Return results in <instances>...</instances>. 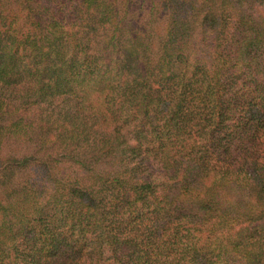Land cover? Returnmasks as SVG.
Instances as JSON below:
<instances>
[{"label":"trees","instance_id":"1","mask_svg":"<svg viewBox=\"0 0 264 264\" xmlns=\"http://www.w3.org/2000/svg\"><path fill=\"white\" fill-rule=\"evenodd\" d=\"M0 264H264V0H0Z\"/></svg>","mask_w":264,"mask_h":264},{"label":"rangeland","instance_id":"2","mask_svg":"<svg viewBox=\"0 0 264 264\" xmlns=\"http://www.w3.org/2000/svg\"><path fill=\"white\" fill-rule=\"evenodd\" d=\"M152 166H153V165H152ZM155 168H156L155 166L150 167V171H151V170H154Z\"/></svg>","mask_w":264,"mask_h":264}]
</instances>
